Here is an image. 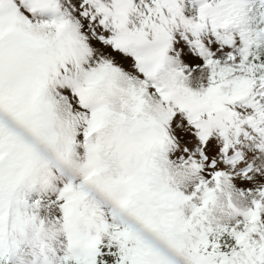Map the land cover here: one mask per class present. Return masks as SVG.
Masks as SVG:
<instances>
[{
    "label": "snow or ice",
    "instance_id": "1",
    "mask_svg": "<svg viewBox=\"0 0 264 264\" xmlns=\"http://www.w3.org/2000/svg\"><path fill=\"white\" fill-rule=\"evenodd\" d=\"M0 264H264V0H0Z\"/></svg>",
    "mask_w": 264,
    "mask_h": 264
},
{
    "label": "rangeland",
    "instance_id": "2",
    "mask_svg": "<svg viewBox=\"0 0 264 264\" xmlns=\"http://www.w3.org/2000/svg\"><path fill=\"white\" fill-rule=\"evenodd\" d=\"M115 258H113V262H114Z\"/></svg>",
    "mask_w": 264,
    "mask_h": 264
}]
</instances>
